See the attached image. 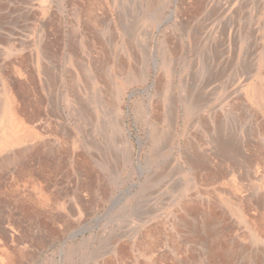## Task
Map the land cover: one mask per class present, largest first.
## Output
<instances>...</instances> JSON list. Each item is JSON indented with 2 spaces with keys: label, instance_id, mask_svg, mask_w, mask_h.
<instances>
[{
  "label": "rangeland",
  "instance_id": "1",
  "mask_svg": "<svg viewBox=\"0 0 264 264\" xmlns=\"http://www.w3.org/2000/svg\"><path fill=\"white\" fill-rule=\"evenodd\" d=\"M0 264H264V0H0Z\"/></svg>",
  "mask_w": 264,
  "mask_h": 264
},
{
  "label": "bare ground",
  "instance_id": "2",
  "mask_svg": "<svg viewBox=\"0 0 264 264\" xmlns=\"http://www.w3.org/2000/svg\"><path fill=\"white\" fill-rule=\"evenodd\" d=\"M120 65V64H119ZM119 65H118V69L120 68L119 67ZM120 70V72H124L123 71V69H119ZM136 74V73H135ZM112 104V103H111ZM115 108V107H114ZM174 108H175V106H174ZM172 110V109H171ZM175 110V109H174ZM111 112H112V110H110ZM114 113V112H113ZM113 113H112V115H113ZM116 113V112H115ZM174 113V111H171L170 113H169V118H170V120H171V115ZM115 115V114H114ZM173 118V117H172ZM170 131H172V127L170 126ZM199 155V154H198ZM193 217V216H192ZM184 221V220H183Z\"/></svg>",
  "mask_w": 264,
  "mask_h": 264
}]
</instances>
